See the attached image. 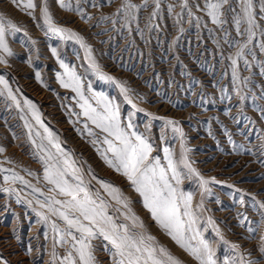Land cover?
<instances>
[{
    "label": "rangeland",
    "instance_id": "374dc122",
    "mask_svg": "<svg viewBox=\"0 0 264 264\" xmlns=\"http://www.w3.org/2000/svg\"><path fill=\"white\" fill-rule=\"evenodd\" d=\"M32 2L34 10L24 6L27 0H0V18L19 29L5 30L11 55L0 50L4 61L0 63L4 82L0 83V148L4 149L0 189L13 190L0 191V264H61L71 251L56 242L59 237L52 230L55 223L64 231L65 222L37 203L45 197L66 199L50 191L53 186L44 179L40 157L45 153L37 145L58 155L44 128L81 170L91 191L99 192L117 224L151 235L155 245L164 247L180 264H199L152 219L127 178L105 162L103 154L109 159L112 155L103 140L112 137L83 115L77 94L62 85L61 79L67 82L68 76L61 62L80 78L94 107L92 93L103 94L119 107L122 127L131 123L129 131L143 134L162 166L167 163L165 148L176 162L183 151L192 168L208 181V191L195 177L184 179L181 189L193 193L192 208L200 216L203 236L212 242L217 264L239 262L240 257L242 264L249 260L264 264L259 250L264 245V209L259 207L264 203V20L260 19L264 13L259 10L260 0H253L252 9L260 28L241 57L236 56L237 45L246 42L247 25L242 21V34L237 33L240 0L223 6L221 19L226 23L222 25L214 24L207 14L209 0H187L186 8L182 7L185 0H159L158 7L156 0L146 4L145 0H64L66 7H61L60 0ZM45 2L53 24L65 29L63 38L45 25L41 11ZM126 4L135 7L128 9ZM101 74L111 79H102ZM180 169L186 171L182 165ZM99 181L120 189L121 201L113 199ZM124 201L131 212L123 207ZM133 214L143 229L134 226ZM209 219L214 226L207 224ZM91 243L97 264H112L111 246L103 238Z\"/></svg>",
    "mask_w": 264,
    "mask_h": 264
},
{
    "label": "snow or ice",
    "instance_id": "6c2138e0",
    "mask_svg": "<svg viewBox=\"0 0 264 264\" xmlns=\"http://www.w3.org/2000/svg\"><path fill=\"white\" fill-rule=\"evenodd\" d=\"M146 3L147 0H145ZM156 3L158 7L159 0H156ZM228 3L229 0H216L215 3L209 0L206 4L207 14L214 24L222 25L226 23L225 20L221 19V16L223 6ZM240 3L243 5L242 16L236 18L235 23L238 34H242L240 32L241 22L246 23L247 27L243 34H246L247 39L245 43L237 45L239 48L236 53L237 57L243 56L244 49L253 41L255 30L260 28L252 11L254 7L253 0H240ZM60 4L61 7H66L64 0H60ZM24 6L32 10L36 8L32 0H27ZM126 7L132 9L135 6L126 4ZM182 7H188L187 0H185ZM259 10L264 13V0H260ZM41 11L48 30L63 38L65 29L56 27L53 24L46 2ZM29 15H31V12ZM189 15H191V12H189ZM260 19L264 20V15H261ZM6 27L13 31H19V29L11 21H8L5 25L3 19L0 18V50L11 55L5 43ZM67 35L75 37L76 34L67 33ZM261 35H264V29L261 30ZM76 38L80 39L79 37ZM81 45L84 46L82 40ZM261 50L264 51V45H261ZM53 54L55 55V50H53ZM3 62L0 59V63ZM232 63L235 66L236 60L233 59ZM61 67L65 68V74L68 76V81L65 82L61 79V83L77 94L83 115L96 128L112 137V139L105 138L103 140V143L107 145L106 152H110L112 155V159H109L106 154H103L105 162L109 167L114 168L127 178L134 190L143 198L144 207L151 213L152 219L156 221L161 229L167 232L180 248L199 261V264H217L212 242L203 236L199 226L200 216L192 208L193 193L181 189L184 179L195 177L199 180V186L208 191L206 187L208 181L204 180L200 173L192 168L183 151L180 161L176 162L173 159L172 152L165 148L164 159L167 163L166 166H162L160 157L152 156L153 144L143 134L137 131H129L133 128L131 123L122 127L118 106L107 97H104L103 94L92 93L97 105L94 107L86 98L83 85L74 70H68V66L63 62H61ZM101 78L111 79V77L103 74H101ZM37 79H39L38 73ZM0 83L4 82L0 80ZM87 91L92 92L90 85ZM241 98L243 99V97ZM36 119L39 123V118L36 117ZM173 123V121H167L169 125ZM41 127H43L42 124ZM85 128H87V125H85ZM175 131H179V128H175ZM44 132L47 133L48 143L56 149L58 154L54 157L44 148L43 144L37 145L41 152L45 153L44 156L40 157L41 162L45 165L44 179L53 186L50 191L56 190L66 199L57 200L55 197H45L44 201H37V203L40 207H46L49 212L57 215L67 226L64 231H61L55 223L52 224L53 232L59 237L56 242L68 245L71 249L64 260L61 261V264H97L95 246L91 243L97 238H103L111 246L112 264H180L179 260L174 258L164 247L158 248L151 235L145 236L143 232L134 233L129 230L127 225L117 224L114 218L108 214V205L99 193L92 192L89 185L85 184L81 170L75 166L74 161L68 160L67 153H64L63 149L52 138V133L47 128H44ZM36 135L39 136L40 133ZM89 135H92V133L90 132ZM33 143L35 144V141ZM93 143H97V141L93 140ZM3 151L4 149L0 148V152ZM50 161L51 163H49ZM180 165L186 171L182 172ZM4 179L5 182H8V177ZM14 179L20 178L15 177ZM21 182L23 183V181ZM99 182L105 189L109 190V195L113 199H116L117 202L121 201L122 197L118 196L120 189L110 183ZM0 191L13 190L0 189ZM33 191H36V189H33ZM17 202H20L19 199ZM241 202H243V197H241ZM54 205L60 207L55 208ZM123 207L131 212L126 201L123 202ZM259 207L264 209V203H260ZM198 209L201 213L204 211L203 196ZM37 215L42 216L39 212ZM261 216L262 222H264V213H261ZM42 219L47 221V217L42 216ZM131 219L134 226L138 224L141 229L144 228V225L138 222L134 214ZM207 224L214 226V221L209 219ZM214 231L219 235L218 229L214 228ZM249 231L252 232L253 229L249 228ZM77 233L78 235H76ZM259 250L264 255V245ZM53 255L55 256V252H53ZM242 262L243 257H240L239 262L233 261L232 264H242ZM223 264H229V261L225 260ZM248 264H259V261L249 260Z\"/></svg>",
    "mask_w": 264,
    "mask_h": 264
},
{
    "label": "bare ground",
    "instance_id": "6f19581e",
    "mask_svg": "<svg viewBox=\"0 0 264 264\" xmlns=\"http://www.w3.org/2000/svg\"><path fill=\"white\" fill-rule=\"evenodd\" d=\"M111 46V45H110ZM154 75V74H153ZM137 79V78H136ZM31 80V79H30ZM24 86V85H23ZM23 88V87H22ZM39 88V87H38ZM34 90V89H33ZM41 90V89H39ZM40 98V97H39ZM157 98V97H156ZM4 101V100H3ZM40 106V105H39ZM4 111V110H3ZM44 112V111H43ZM51 112V111H50ZM180 113V112H179ZM50 114V113H49ZM166 117V116H165ZM14 119V118H13ZM183 119V118H182ZM21 126V125H20ZM71 126V125H70ZM72 131V130H71ZM83 142V141H82ZM84 143V142H83ZM76 146V145H75ZM87 146V145H86ZM21 151V150H20ZM77 158V157H76ZM37 165V164H36ZM39 169V168H38ZM41 169V168H40ZM85 174V173H84ZM99 193V192H98ZM15 223V222H14ZM3 235V234H2ZM17 250V249H16ZM181 255V254H180ZM186 258V257H185ZM13 262V261H12ZM32 262V261H31Z\"/></svg>",
    "mask_w": 264,
    "mask_h": 264
}]
</instances>
